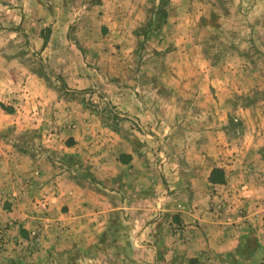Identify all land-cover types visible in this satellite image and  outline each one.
<instances>
[{
	"label": "rangeland",
	"instance_id": "1",
	"mask_svg": "<svg viewBox=\"0 0 264 264\" xmlns=\"http://www.w3.org/2000/svg\"><path fill=\"white\" fill-rule=\"evenodd\" d=\"M246 179L264 183V0H0V264H264V223L172 213L245 218Z\"/></svg>",
	"mask_w": 264,
	"mask_h": 264
},
{
	"label": "crops",
	"instance_id": "2",
	"mask_svg": "<svg viewBox=\"0 0 264 264\" xmlns=\"http://www.w3.org/2000/svg\"><path fill=\"white\" fill-rule=\"evenodd\" d=\"M67 175L66 176L65 175H58L56 177H52V181L45 182L47 188L46 189L44 188V190H42L40 192V195L46 194V198H48L51 202H53V201L60 202V197L61 196H60L59 193H62V194H64V193L62 191L57 192L55 189H53V188H51L49 186L52 184V182L57 181V180L58 181H62L63 180L62 182H71V183H73L77 179V176H71L70 174H67ZM133 176L134 175H131V177H133ZM262 179H257V183H256V185L254 187L250 188V183L247 182L248 179L245 180L244 186H241V190L246 195H249L250 193L253 194V191H255L254 188H256L258 186H262L255 192V196L253 195L250 199H245L244 200L245 202L247 201V203L244 204V205H245V208H246L247 213H248V215H247L248 220H245V219H247V217H245V218L243 217L241 219V218H233L232 216H227V215H224L221 219H218L216 215L212 218V216H211L212 214L211 215L209 214L208 216H206L207 213L204 212L203 208H200L198 206L195 207L194 206L195 204H190L187 208H184V207L180 208L178 206H175L172 209V211H173L172 213H174V215H175V217H174L175 220L174 221L175 222L178 221V222L184 223V224L185 223L193 224V223H195L196 221H199V220H214L215 223L218 220H227L229 222L233 221V220H238V221H242V222L246 221L247 223L245 222V224H249L250 222H252V225L260 224V223L263 224L264 223V183H263ZM125 188H127V193H133L132 189H130V187H127V186H123V187H120V188L117 187L116 190L122 192V190L125 189ZM74 190H75L74 192H79V193L81 192V189L79 187H77V189H74ZM6 191H8V190L7 189L0 190V192H2V193L6 192ZM180 191H183V189L181 188ZM185 191L188 192V195H190V196H192L194 194L191 189H185ZM68 192H69V190H68ZM54 194L57 197H55ZM71 194L73 196H75L76 193H71ZM5 195L6 194L2 195L4 200L6 199ZM65 195H67L66 191H65ZM73 196H68L67 197V199H68L67 203L69 204V202H70V204H69V205H71L70 207H72L73 200L75 199ZM0 197H1V195H0ZM82 200L80 202H82ZM76 202H78L77 205L80 204L79 200L76 201ZM81 204H82V206L84 205L83 202ZM81 204H80V206H81ZM84 206L87 207V205H84ZM50 209H51V207H50ZM225 211H226V213L229 212V214L230 213H235L236 212V207H233L231 209V208H229L227 206ZM81 212H82L81 210L79 211V213L76 212L75 214L77 216H75L73 220H82L83 218H82ZM88 212H90V211H88ZM129 212H130V214L127 215L126 220H134L133 209H131ZM163 215L165 216V220H170L168 213L167 214L164 213ZM19 216L21 218L25 217L24 212H21L19 214ZM49 216L50 215H47L46 219H44V220H47V219L49 220ZM34 217L36 218V216H34ZM100 218H101V216H98V213H94V216L90 217V215H88L85 220H105V219H100ZM41 219H42V217L39 216L35 220H39L40 221ZM248 221H249V223H248ZM190 228H192V226H190L189 229ZM228 229L231 230L232 228H228ZM192 235H193V233H189V230H188V232L185 233V236L187 237L186 243L183 244V245L178 244V246L188 248L190 246L192 240H194L192 238ZM189 240H190V242H189ZM206 244H207V242L204 240V245H206ZM190 250H191V252H188L187 256H186V258H188V259H189V257H195V256H198L200 254L198 248H194L193 249V247H192V248H190Z\"/></svg>",
	"mask_w": 264,
	"mask_h": 264
}]
</instances>
